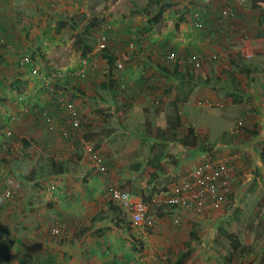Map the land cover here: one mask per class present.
Masks as SVG:
<instances>
[{
  "label": "rangeland",
  "instance_id": "obj_1",
  "mask_svg": "<svg viewBox=\"0 0 264 264\" xmlns=\"http://www.w3.org/2000/svg\"><path fill=\"white\" fill-rule=\"evenodd\" d=\"M171 1L176 2L175 5L165 7L160 21L154 23L151 21V17L156 14L158 6L152 0H0V246L5 238L13 236L15 244L19 245L21 242L20 247L27 243L26 241L29 237V240L35 244H37L38 240H41L46 245L49 243L51 246L55 245L54 247L57 245L64 247L65 243H60V239L55 238L58 235H50L52 228L55 226L50 229L47 226L51 222L47 216L50 213L48 205H53L54 195L57 196L59 190L65 187L67 182L77 184L81 192H86L87 190L83 189L86 188V183L92 174L97 176L96 180L100 179L102 181L103 178L105 179L101 169H105L106 162L113 157V154L110 155L109 152L112 150L117 152L124 150V153L122 152L123 156L120 157L121 163L127 166L137 162L138 166L137 172L132 171L131 174L133 176L124 178L125 181L129 179L131 185L141 189L144 197L150 195L148 216L152 219L153 224L148 229L147 235L149 233L152 234L158 220H160L161 224H165V221L170 219V223L172 222L176 226L180 224L179 220L183 216L185 217V226H190L193 231V235L189 238L188 233L186 234L189 241L185 245L180 242V245L183 243V246L178 253L172 252L149 256L145 255L144 249L138 253L136 251L137 264H174L177 259H180V253L184 254L187 252L189 254L184 258V264H227L224 262V258L227 256L229 248L227 243L222 240V237L218 236L217 229V227L225 226L227 222L215 220L218 215L216 212L213 215L209 212L197 217L186 216L184 213H179L162 205L159 202V196L161 189L166 187L176 175L173 173L175 168L177 169L184 162L185 171H189V168L190 170L195 169L204 162V158L194 162L190 157L194 148L182 145L189 127L197 129L196 131L199 135L196 136L197 141L204 148L211 149L208 153L210 157L228 158L229 152L222 154L218 151H213V149L217 147V144H234L233 141L239 139V135L236 137L235 133L241 129L243 123L240 120L234 121V119L242 112L246 115V110L254 112V115L257 113L259 116L264 105V94L254 93L252 97L242 98L239 105L235 107H228L229 105L220 102L197 101L193 104L194 109L191 112L193 117L185 115L187 118L183 120L176 133L165 126V134L169 139L166 142L161 139L153 141V136L156 132L154 121L158 117L154 110L160 108V104V106L168 107L167 113L171 112L169 102L166 100L167 95L153 93L155 92V89H153L154 82L159 83L163 89L170 84L169 79L165 76L160 78L159 74H157V70L152 66L153 63L157 62L150 60V66L147 65L149 63L144 62L146 57L151 58L147 55L153 54V49L159 46L157 44L159 41L158 37L165 33L170 35L171 38L180 39L181 28H179V25L185 22L186 28L190 30L187 32L189 37L205 39L204 36L207 34L210 36L214 35L211 26H213L212 23L216 14H218L219 18L221 14L230 12L228 11L230 9L232 15L226 19V23L229 24L234 22V17L236 16V11L232 9V4L218 3L217 0H215L217 4L214 5H218V10L213 7L212 0ZM185 9L186 12L184 11ZM196 12H198L204 23L202 28L195 26L194 15ZM59 15L62 19L72 15L74 21L78 22L80 33L85 40L82 44H77L75 32L69 27H65L60 31L56 30L55 21L58 20L57 17ZM91 17L97 18L99 24L91 29L84 30ZM185 18L186 20L183 21ZM216 23L218 26L219 22L217 20ZM203 30L206 31V34H204ZM242 35L245 38V34L242 33ZM207 40L213 39L207 37ZM101 43L104 44V49L109 54L116 57L115 64L117 66L114 71L116 70L117 72L112 75L114 77L112 79L115 82L118 79V91L116 90L118 93L120 91L123 96H132V92L127 95L122 92H126L128 86L136 85V72L137 69L141 70L140 65H144L142 70L151 75L150 78L154 75L156 79L148 88L147 94L152 97V100L149 98V103L146 102L136 111L133 107L135 100L132 98V101L126 102L130 104V108L123 110L124 107H122L123 115L116 118V121L121 124L131 121L132 123L129 127L136 129L135 131L133 130V132H137L134 137L137 138V141L141 140L137 142L139 145L137 157L130 156L131 152H128V154L125 152L128 142L120 139L119 135L115 133L108 139L107 143L99 144L106 131L118 129L117 126V128L114 126L115 124H112V113L110 112L112 110H110L109 101H105L106 103L101 105L96 101V98H99L97 94L101 92L99 83L106 80L107 62L102 57L104 52L99 47ZM165 46L163 47L164 50L170 49L168 55L172 53L175 56L174 60L168 58L172 63L168 62V60L165 63L178 67L185 73L189 71L200 74L205 72L204 75H207L206 71H210L216 76V74L221 75L220 70L224 69L226 71L222 73L224 77L225 75L229 76L231 71L236 78V86L233 85L236 95L242 91L241 87L246 85V76L240 70L255 64L259 68L264 66L261 56L258 58L252 47L251 50L243 48L239 52H235L233 61L228 58V60L219 62L212 55L205 56V53L203 51L200 52L198 47L183 46L175 49L171 45ZM240 47L239 44L238 48ZM224 51L222 53L227 52L228 54L230 49ZM192 56H196L201 62L198 68L189 61ZM24 59L29 60L28 64H21ZM118 64H121V66L118 67ZM157 64L160 65L159 63ZM162 67L159 66L158 68L165 69ZM34 69L36 73H33ZM79 72L81 74H78ZM115 82L112 83L114 84ZM38 92V99H35ZM104 97L105 99L107 98L106 94ZM254 102H259V105L253 106ZM44 103L48 104V106H43ZM67 103L72 105V110L69 111L65 108V105H68ZM246 107L250 108L247 109ZM41 109H47L49 116H44ZM220 110L221 113L227 112L232 117V122H235L227 138L219 135L222 128L217 124ZM123 117L128 120L123 119ZM188 117L190 121L195 118L199 123L207 125L193 126ZM28 121L33 126H38L39 128L36 127L38 130L45 128V131L40 130V132L44 133L43 137L48 139L50 143L53 142V144L51 143L47 148L40 145L44 149H34L33 147V149L23 150V143L20 139L23 138L29 141L33 139L31 136H34L23 133L30 131V129L28 130L21 126L23 124L26 127L25 123ZM74 121L79 123V126L72 127ZM149 121L152 122V124L150 123V129L153 134L151 133V139H142V137L147 136L145 129ZM254 123L262 125L259 124V121ZM18 127H22L23 131L20 132ZM204 127L207 130L201 132L200 129H204ZM126 131L131 132L130 130ZM87 133H92L91 142L83 141L82 136ZM117 133L122 132L119 131ZM64 134L67 136H63ZM253 135L257 136L256 134ZM229 137L231 141H228ZM57 142L60 144L59 151L63 156L61 158L53 153L52 148L58 146ZM32 143H34L33 140ZM34 144L36 145V143ZM245 144H247L245 146L247 150L244 151V159L248 164L250 159V163L252 161L251 153L249 155L247 153L249 150L254 155L253 160L264 152V140L260 139L254 145L250 144L251 146L248 142H245ZM131 146L135 147L137 144L131 143ZM94 153L99 155L101 159L98 165L89 157ZM19 156L20 161L17 162L18 164H14L13 160ZM57 158L65 162L68 175H63L56 179L54 177L53 179L47 175V169L50 159L57 160ZM147 160H153L161 165L162 169L155 170L154 166L146 163ZM260 161L264 162L262 159ZM233 165L236 167V163L233 162ZM257 169L258 180L247 188L248 194L244 195V199L250 198L251 200L250 202L246 201L245 215L242 223L240 221L242 227L245 228L249 225L250 229L249 231L241 230L238 234L243 244L249 245L250 242H253L254 250L260 253L264 237L255 241L252 239V231H255L258 235L264 231V227L258 224L261 218L256 216L257 205L264 197V175L259 168ZM29 173L34 175L32 179H35V181L25 183V176ZM65 176H70V180L64 182ZM63 177L65 178L62 179ZM175 177L178 178V176ZM111 186L117 187L109 184L107 189L105 188L106 194ZM154 188L160 189V192L156 193L158 190H153ZM234 191L232 193L236 194L237 197L238 191L236 189ZM9 192L11 194L7 196ZM62 195H64V191ZM238 195H241V192H238ZM107 198L110 200L108 195ZM242 198L241 195L239 200L241 201ZM225 200L230 201V197L227 196ZM229 206V204L224 205V202H222L213 211L217 209L227 211ZM236 208L239 209V206H236ZM124 212L127 214L125 216L129 221V214L126 211ZM160 213L163 214L159 215ZM35 215H40L41 218H49L45 221L47 225L44 224V228L47 226L49 230H46V234L41 239H37L32 236L33 234L29 233L32 227L39 224V216L35 218ZM27 223L30 224V228ZM93 224L96 225L97 223L94 222ZM240 224L238 225L240 226ZM257 224L260 226L256 227ZM112 225L110 224V226ZM93 233H95V230ZM126 233L129 234L130 240V233L132 232H128L126 229ZM133 235L137 241L142 242V245L146 242L145 237L147 235L141 238H138L134 232ZM131 247L133 248L132 243ZM56 248L52 250L55 251L57 250ZM133 249H137V247ZM19 257V255L16 256V261H18L17 258ZM154 258L156 259L154 260ZM14 263L11 262V264ZM235 263L251 264L249 258L245 257V255L237 259ZM0 264L8 263L0 260Z\"/></svg>",
  "mask_w": 264,
  "mask_h": 264
},
{
  "label": "crops",
  "instance_id": "obj_2",
  "mask_svg": "<svg viewBox=\"0 0 264 264\" xmlns=\"http://www.w3.org/2000/svg\"><path fill=\"white\" fill-rule=\"evenodd\" d=\"M215 2H216L215 0H212V5L216 10H218V5H214V4H217V2L218 3L223 2V4L224 3L232 4L233 8L232 7L231 8L236 11V16L234 17L233 23H230V24L226 23V20H223L220 17L218 18V14H216L214 16V21L212 23L213 26H211L212 30L214 31V35L210 36L207 34L204 36L205 39L204 38L201 39L200 37L199 38L189 37L187 32L190 30L186 28L185 26L186 24H184L185 22L181 23L179 25V28H181L180 39L171 38L170 35L162 33L158 37L159 41L157 44L159 46L153 49V52H154L153 54L147 55V56H150L151 58L146 57L144 59V62H147V63H149V61L152 60L160 64L158 65L157 63H153L152 66L155 67V69L157 70L156 72L157 74H159L160 78L165 76L167 79H169L170 84L167 86V88L164 87L162 89V86L159 85V83L157 84L156 82H154L156 81L154 75L150 78L151 75H149L146 71L142 70L144 65H140V68H141L140 71L137 69L136 85L134 84L132 85V87H130L127 84L128 86L127 91L122 92L125 95L132 92V96H123L122 94H120V91L119 93L117 92L118 91V79H117V82L114 81L115 82L113 84L114 87L110 86L108 89H103L101 87L102 88L101 92L97 94L99 98L97 97L96 101H98L100 105L102 103H106L107 101H109L110 110H112L110 111L112 113L111 115L112 124L113 125L115 124L114 126L118 127V129L116 130L109 129L108 131L104 133L105 134L103 136L104 143H107L108 139L115 133L119 135L120 139L128 142L125 148V152H127V154L128 152H131L130 156L137 157V151L139 150V145L137 142L141 140L137 141V138L134 137L137 135V132H133V130L135 131L136 129H133V127L131 128L129 127L132 122L126 121L121 124L119 121H116L117 116L123 115V110H126L125 108H130V104L126 102L132 101V98H133L135 102H134V106L133 105L132 106L134 107L136 111L138 108L143 106V104H145L146 102L149 103L148 100L150 99L152 100V97L151 95H148L147 93L149 91L148 90L149 85L153 84V82L155 83L153 85L154 86L153 89H155V92L153 93L160 94V95L162 94L165 96L167 95L166 100H168L169 103L174 100L175 95L179 89V84H177V80L176 82L174 81L172 75L173 74L175 75L178 73L185 74V72L181 71L178 67H173V65L171 66L165 63V61L168 60V53L170 52V49H165L166 51L164 50L163 47H166L165 45H171V47L175 49H179L180 47H183V46L185 47L193 46L195 48L198 47L200 48L199 49L200 52L203 51L205 53L204 54L202 52L205 56L212 55L213 58H216L217 61L219 62L228 60V58L230 61H233L235 52H239V50L240 49L242 50L243 48H249L251 50V47H252V49L256 52V56H258V58L259 56H261V60L264 61V13L261 14V12L257 8L252 7L251 0H217V2L216 3ZM263 8H264V5H263ZM184 11L186 12V9ZM184 20H186V18L183 19V21ZM216 20L219 22V25H218L219 27L217 26ZM203 32L204 34H206L205 30H203ZM242 33L245 34V38H243ZM234 36L236 37L234 38ZM207 37L213 40L208 41ZM210 41L211 43H209ZM237 43L238 45L240 44L241 46L240 48H238V45H236ZM175 49H173V51H175ZM227 49H230V52L228 54L227 52L222 53V52H225L224 50H227ZM207 53H210V54L207 55ZM168 62L170 61L168 60ZM147 65L150 66L151 63ZM159 66H163L162 68H165L163 69L164 72H162L161 69L158 68ZM216 67L219 68L218 65H216ZM263 70H264V66L263 68H259L258 66H256V64L254 66H247L245 67V69L240 70L246 76V80H245L246 85L241 87L242 91H240L238 95L234 93V86H236L235 85L236 78L234 77V75H232L233 73L231 71L229 72L230 74L229 76L225 75L226 77L222 76V73L226 72L224 69L220 70L221 75L216 74V76H214V73L210 71H206L207 75H204L205 72L201 73L202 75L200 73L193 74L195 77H201L203 79H206L208 81V84L199 87L196 92L194 91L190 93L187 97L186 102L179 101L176 103L177 109L180 113L181 124L183 123V120L187 118L185 115L192 116L191 112L194 109L193 104L196 103L197 101L199 102H220V103L229 105L228 107H235L236 105H239L242 98L252 97L254 96V93L264 94V71ZM115 72L117 71L113 70L112 75ZM112 88L113 89L115 88L114 89L115 91H113ZM183 89L184 91L182 93L184 95V92L187 90V87H183ZM104 90L106 91L105 93H104ZM38 94L39 92L37 93L35 99H38L37 98ZM105 94L107 97L106 99L104 97ZM183 95H181V97ZM100 96H103V97H100ZM110 100H114V101H110ZM258 103L259 102H256V103L254 102L253 106L259 105ZM45 104L46 103H44L43 106H48V104L46 105ZM122 107H124V109ZM159 107L160 108H157L154 110L155 113L156 112L161 113L160 111L167 112L168 107L160 106V104H159ZM246 108L249 109L250 107H246ZM41 110H44L48 113L47 109H41ZM113 111H115V113H113ZM245 114L246 115H244L242 112L234 119V121L240 120L242 121L241 123H243V126L241 127V129L239 131L235 130L236 133L234 132L236 134V137L237 135H239V139H235V141H233L234 144H231V143L226 144V145L217 144V147L213 149V151H218L222 154L229 152V154L232 157H235L233 162L236 163L234 179L230 183V187H229L228 196L230 197V201H227V200L224 201V205H228V204L230 205L229 210L227 209V211L226 210L224 211L222 209H217L214 211L213 210L210 211L212 215L214 212H216V214L218 215L215 220L221 221V222L226 221L225 219L227 217V214H229V212L237 210L234 213V217L235 219H239V221H241L242 223L243 216L245 215V208L247 206L246 201L250 202L251 200L250 198L244 199V195L248 194L247 188L251 186L256 180H258V175H257L258 169L257 168H259L260 172H262V174L264 175V162L260 161V159L264 161V152L262 153V155H259L258 158L260 159L256 158L253 160L254 155L248 149L249 151L247 153L248 155L251 153L250 155L252 157V161L250 163V160H251L250 159L249 164H248L244 159L245 158L244 151L247 150L245 147L247 146V144H245V142H248L249 145L250 144L254 145V143L259 141L260 139L264 140V105L261 108V113L259 114V116L257 113L254 115V112H248V110L245 111ZM123 119L128 120L124 117ZM188 120L190 121L189 117H188ZM218 120L219 121L217 124L222 127L221 133L219 135L227 138L228 133L233 128L235 122H232V117H230V115L227 112L221 113V110L219 113ZM256 121H259V124H262V125L255 124L254 122ZM190 122L192 123L193 126L201 125V124H203L204 126L207 125L204 123H199L197 119L195 118L191 119ZM25 124H26V127H24L23 124L21 126L23 128H27L28 130L30 129V131H27V133L25 132L23 133L31 134L34 136H31V138L33 139H30L29 141H26L23 138H21L20 140L29 143L28 145L32 146L31 147L32 149L33 147L34 149H37V148L44 149V148H47L49 145H51V143L53 144V142L50 143L48 139L43 137L44 133L40 132V130L45 131V128L38 130L37 128L39 127L36 125L33 126L30 121L26 122ZM22 127H18V129L20 128V132L23 131L21 129ZM146 127H147V124H146ZM189 128L193 129L194 127H189ZM126 130H130L131 132H128ZM193 130H194L195 136H199L196 131L197 129L194 128ZM205 130H207L205 127L204 129L203 128L200 129L201 132L202 131L205 132ZM119 131H121L122 133H117ZM145 133H146V129H145ZM152 134H147V136L142 137V139H148L151 137ZM253 134H256L257 136H254ZM155 138H156V132L153 136V141L158 140ZM32 140L34 141V143H36V145L32 143ZM228 141H231L230 137L228 138ZM103 142H100L99 144ZM131 143H135L137 144V146L132 147ZM57 144H58L57 147L52 148L53 153L58 155V157L60 156L61 158L63 156L60 154V151H59L60 144L59 142H57ZM40 145H42V147L44 148H42ZM110 152L109 154L110 155L113 154V157L111 160H108L106 162L107 170L105 168L104 173H103L105 175V179L103 178L102 181L98 179L99 180L98 181L96 180L97 176L92 174L86 183V188L83 189V190H87L86 192H81V189L78 188L77 184H72V183L67 182L66 183L67 185H65V187L59 190L58 195L57 196L54 195L53 205L51 206L48 205L50 207V210H49L50 213L47 216L51 220L49 225H47V223L45 222L49 218H41L40 215H35V218L39 216L38 217L39 224L37 223L38 224L37 226L32 227L29 233L33 234L32 236H35L37 239H41L42 236L46 234L45 233L46 230H49L50 228L55 226L54 228L61 229L60 234L56 236L55 238L56 239L59 238L60 243H65L64 247H62L61 245L60 246L57 245L56 246L57 248H56L54 247L55 245L51 246L49 243H47L46 245L41 240H38L37 244H35L31 242V240H29L30 239L29 237L26 241L27 243L24 244L23 247H20L21 242L19 245L16 244L14 246V252L11 254V257L8 261H4L1 255H0L1 257L0 260L8 264H11V262L12 263L15 262L14 264H30L33 261H40L43 264H137L138 262L137 253L141 252L142 249H144L145 255L147 254L149 256H152L153 254L156 255V254L172 253V252L178 253L179 251H181L183 243L185 245V243L189 241L188 238L193 235L192 228L190 226H185L184 216L183 218L179 220L180 221V224H178L179 226L173 225L172 222L170 223V219L166 220L165 224H161L160 220H158L156 227L153 230L152 234L149 233L145 237L146 242L140 247L137 246V249H133L131 247V242L129 240L130 236H128L129 234L126 233L127 228L125 225V222H128V226L130 229V221H128V218H126L125 216L126 214L124 212L125 210L123 211L121 208L114 205L110 200H108L107 194L105 193V188L107 189V186L109 184H113L119 188L129 190L131 194L135 197H140L142 199H147V197H144L142 195L141 189H137L133 185H131L129 179L126 181L124 179V178H129L130 176L132 177L133 176L131 174L132 171L137 172V162L131 163V165L125 166L120 161V157L123 156L122 152L124 153V150L118 151V152L112 150ZM206 155H208L207 152L198 153V154L191 153L190 157L195 162V161H199L200 158H205ZM19 158L20 156L13 160L14 164L20 161ZM59 160L62 161V159H59ZM59 160L57 158V160L55 161H59ZM184 165L185 163L183 162L180 166H178L177 169L175 168L173 172L174 174H176L175 176H179L182 173L186 172L185 171L186 168ZM150 166H153V165H150ZM64 175H68V174L66 173ZM175 176L173 177L171 182L174 180V178H176ZM65 177L62 178V179L65 178L64 182L66 180L68 181L70 180L69 179L70 176H65ZM34 181L35 179L34 180L29 179L24 182L32 183ZM164 189H166V187L165 188L163 187L161 191H163ZM235 189L238 192H241V195L243 197L241 201L239 200L241 195H238V192H237V197H236V194L232 193V192H235L234 191ZM153 190H158V192L156 191V193L160 192L159 191L160 189L154 188ZM63 191H64V195H62ZM148 197H150V195ZM236 206H239V209L236 208ZM230 207H232L231 210H230ZM240 209L242 210L241 217L240 215L236 214L237 212L238 213L240 212ZM41 210L43 211V209ZM99 215H101L102 218L93 219ZM174 219H178V218H174ZM94 222H96L97 224L94 225L93 224ZM27 224L30 228V224L29 223ZM44 224H46L49 227V229H47V226L46 228H44L45 226ZM110 224H113V225L110 226ZM240 226L237 225V229H236L237 234L241 230L249 231L250 229L249 225L246 226L245 228L242 226L240 227ZM218 228L219 227H217V229ZM94 230H95V233H93ZM127 231L129 232L130 230L127 229ZM187 233H188V238L186 235ZM205 235L207 234L205 233ZM218 236L221 237L219 233H218ZM44 238H47V237H44ZM9 239L13 240V236L10 237ZM180 242H183L182 245H180ZM53 248H56L58 251L57 250L53 251L52 250ZM262 248H264V242H263ZM18 255L20 257L17 258L18 261H16V256ZM242 256L244 255L234 254L230 262L227 264H236L235 261ZM245 257L249 258L252 264L254 260V255L245 254ZM155 259L156 258H154V260ZM261 264H264V262Z\"/></svg>",
  "mask_w": 264,
  "mask_h": 264
},
{
  "label": "trees",
  "instance_id": "obj_3",
  "mask_svg": "<svg viewBox=\"0 0 264 264\" xmlns=\"http://www.w3.org/2000/svg\"><path fill=\"white\" fill-rule=\"evenodd\" d=\"M152 2L156 3V5L158 6L157 7L158 10H157L156 14L151 17V21L154 23L158 22L161 19L162 12H163L165 7L174 6L176 3V2H173L171 0H152ZM251 4H252V7L257 8L261 12V14L264 13V8H263L264 0H251ZM57 18H58V20L55 21V28L57 31H60V30L64 29L65 27H69L70 29H72L75 32L74 35L77 38L76 42L78 45L82 44L85 41L82 38V35L80 33L81 31L79 30L80 27H78V22L74 21V17H72V15H68L63 19L59 15ZM98 24H99V20L95 17H91L89 19L88 24L84 28V30L91 29ZM103 52L104 53H103L102 57L107 62V68H106V74H105L106 80H104L100 84V86L103 89H108L110 86H113L112 82H114V81L112 79V71L116 68V64H115L116 57L112 54H109L106 50ZM161 71L164 72L163 69H161ZM193 74H195V73L189 71L188 73H185V74H179L178 73V74L172 75L174 81L176 82V80H177V84H179V89L175 95L174 100L169 103L171 105V108H170L171 113L169 114L165 111H160L161 113L156 112L158 117L154 121V124L156 127V138L155 139H161L164 142H166L169 139V137H167L165 134V131H166L165 126L170 128L171 131H173L174 133H176V130H178L180 128V126L182 125L181 119H180V113L177 109L176 103L179 101L186 102L187 97L190 93H192L194 91L196 92L199 87L208 84V81L206 79H203L201 77H195ZM183 87H187V90H188V91L186 90L184 92V95L182 93L184 91ZM114 89L112 88L113 91H115ZM181 89H183V90H181ZM181 95H183V96L181 97ZM150 123L152 124L151 121H149L147 123L146 134H151ZM82 137H83V141L91 142L92 134L91 133L83 134ZM103 140H104V138L100 139L101 142H103ZM197 140L198 139L196 138V136L194 134V130L192 128H188L187 134L184 137L182 145H185V146L190 147L192 149L194 148L193 154H198V153H203V152L209 153V150H211V149L210 148H204L203 146H201V144L198 143ZM22 143H23V150H29L32 147V146L28 145L27 142H25V141H22ZM24 157H26V156L24 155ZM153 159H155V158H153ZM49 162L50 163H49V166L47 169L48 170L47 175L49 177L58 178V177H61L67 173V167L65 166L64 162L55 161L53 159H50ZM146 163L149 165H153L155 167V170H161L162 169V166L155 163L153 160H147ZM0 166H1V163H0ZM137 169H138V166H137ZM32 176H34V175L32 173H29L27 176H25V179L26 180L32 179ZM143 200L145 202H148V201L150 202V197H147V199H143ZM257 206H258V209H257L256 216L261 218V220L259 221L258 224H260L261 227H264V197L262 198V201H260L258 203ZM236 211L237 210L229 212V214H227V217L225 219L226 220L225 222H227V224L224 227L218 228V233L221 235L222 240H224V242L227 243L228 248H229V252H228L227 256L224 258V262L229 263L234 254H240V255L253 254L254 260H253L252 264H261L264 262V248H261L260 253H258V252L256 253V251L254 250V248L252 246L253 242H250L249 245L243 244L241 242L238 234L236 233L237 225L240 224L239 219H235V217H234V213ZM241 211L242 210L240 209V212L236 213L237 215H240V217L242 214ZM162 214L160 213V215H162ZM98 218H102L101 215L96 216L93 219H98ZM258 224L256 227L260 226ZM125 225H126V228L128 229L129 228L128 222H125ZM128 230H130V232H132L131 229H128ZM252 232H253V238H252L253 241L261 239L264 236V231L260 235H258L255 231H252ZM130 234H131L130 241L133 244V248H135L137 246L140 247L142 245L141 241H137L135 239L136 237L133 235V232ZM15 245H16L15 242L12 239H9L8 237L4 239L3 243H1L0 255L2 256V259L4 261H8L10 259L11 254L14 252V246ZM187 254H189V253L188 252L184 253V254L180 253L179 254L180 259H177L174 262V264H184V258L186 257Z\"/></svg>",
  "mask_w": 264,
  "mask_h": 264
},
{
  "label": "built area",
  "instance_id": "obj_4",
  "mask_svg": "<svg viewBox=\"0 0 264 264\" xmlns=\"http://www.w3.org/2000/svg\"><path fill=\"white\" fill-rule=\"evenodd\" d=\"M227 13L222 14L223 18H229L232 15L229 9ZM195 26L202 28L204 23L198 14L194 15ZM132 45V43H130ZM103 50L104 44L99 45ZM169 59L174 60L175 56L170 53ZM196 68L200 66V61L196 56L189 58ZM29 60L24 59L22 64H28ZM121 64H118V67ZM36 73V70H33ZM78 74H81L80 72ZM68 104V103H67ZM67 110H72V105H65ZM79 123L74 121L72 127H77ZM64 136H67L64 134ZM90 159L98 165L101 161L99 155L96 153L89 156ZM235 157L229 155L228 158H221L219 156L204 158V162L198 165L195 169L186 171L178 178L170 182L166 189H164L159 196V202L186 215L199 216L209 213L218 205L225 201L229 194V185L234 179L235 167L233 160ZM104 173V169H101ZM109 199L124 209L130 216V227L138 238L144 237L152 227L153 221L148 216V203L140 197L133 196L128 190L118 187H109L107 190ZM10 196V194H7ZM201 217V216H200ZM60 228H53L51 235L60 234ZM31 264H42L40 261H34Z\"/></svg>",
  "mask_w": 264,
  "mask_h": 264
},
{
  "label": "clouds",
  "instance_id": "obj_5",
  "mask_svg": "<svg viewBox=\"0 0 264 264\" xmlns=\"http://www.w3.org/2000/svg\"><path fill=\"white\" fill-rule=\"evenodd\" d=\"M232 12V11H231ZM220 18L221 19H223V20H226V18H223V16H222V14L220 15ZM105 49H103V51H104ZM169 58V57H168ZM22 64V63H21ZM23 65H25V64H23ZM117 66V65H116ZM42 112H43V115L44 116H49L48 115V113L46 112V111H44V110H41ZM42 114H41V116H43ZM70 126V125H69ZM78 126H79V124H78ZM50 129H51V127H49ZM64 136V135H63ZM64 138H66V137H64ZM102 172V171H101ZM103 173V172H102ZM119 188V187H118ZM122 189V188H121ZM125 190H127V189H125ZM129 191V190H128ZM130 192V191H129ZM162 192V191H161ZM131 193V192H130ZM7 194H11V192H9V193H7ZM142 199V198H141ZM143 200V199H142ZM112 202V201H111ZM113 203V202H112ZM146 203H149V201L148 202H146ZM114 204V203H113ZM117 206V205H116ZM119 207V206H118ZM120 208V207H119ZM122 209V208H121ZM122 210H124V209H122ZM129 221H130V219H129ZM130 229H131V227H130ZM132 230V229H131ZM60 231H61V229H60ZM133 232V231H132ZM50 235H51V233H50ZM59 235V234H58ZM34 262V261H33ZM33 262H31V263H33ZM30 263V264H31ZM42 263V262H41ZM43 264V263H42Z\"/></svg>",
  "mask_w": 264,
  "mask_h": 264
}]
</instances>
